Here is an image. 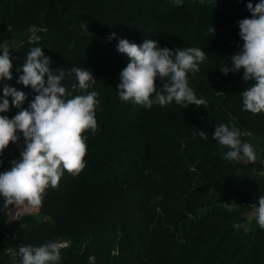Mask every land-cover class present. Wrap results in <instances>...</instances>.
<instances>
[{"label":"trees","instance_id":"1","mask_svg":"<svg viewBox=\"0 0 264 264\" xmlns=\"http://www.w3.org/2000/svg\"><path fill=\"white\" fill-rule=\"evenodd\" d=\"M167 1L69 0L76 7V13L69 20H64L60 18L56 0H0L3 3L0 6V36L29 34L24 32L29 25L44 24L49 29L47 36L37 37L34 45L41 47L45 56L50 57V67L63 68L66 73L73 67L90 70L97 80L88 91L98 93V124H124L125 118L133 115L128 104L136 107L140 105L122 101L118 96L119 83L115 78L120 77L121 61L127 57L117 50L119 39L142 44L145 39L153 40L155 35L163 41L167 30L176 27L187 15V10H191L192 23L198 22L201 32L208 39L216 34L227 45L232 43L231 48L223 51L225 66L231 69L232 56L241 53L243 49L239 21L246 18L245 11L249 2L253 5L259 2L216 0L223 3V6L211 8L210 0H187L190 8H186L187 4L181 5L168 17L155 15L152 6H149H171ZM136 4L150 9V14L141 12L135 7ZM148 20H154L159 25L157 30L151 31L152 35L142 29L148 26ZM212 26L215 33L209 30ZM113 32L115 38L109 39ZM211 58L217 60V54L213 52ZM17 69L18 66L13 63V79L7 82L15 83L20 89H30L17 83ZM213 69L200 70L188 76L189 86L195 90L197 98L207 101L206 107L191 105L177 111V108L167 110L165 106L154 104L156 109L153 111L141 106L143 109L135 118V123H139L137 128L142 127L137 135L143 139V144L138 147L145 152L138 154V160L144 162L145 169L155 172L171 170L187 177L189 173L182 171L180 164L194 165L195 171L207 166L201 170L202 180L206 183L204 186L196 183L198 187H194L192 185L195 182L191 180L190 199L187 198L185 204L189 209L192 204L202 207L210 205L214 200L227 199L237 191L242 196L248 194V189L244 188L248 180L245 175L239 174L245 167L224 159L229 149L212 139L218 124L239 128L242 132L241 140L251 143L254 149L261 150L260 154L264 155V113L254 115L242 110L240 93L252 86L249 83L251 80L243 79L242 69L238 72L230 71L227 75L220 71L217 64ZM62 83L72 91L71 84L78 82L73 74V77ZM160 87L161 82L157 80V88ZM72 94L84 93L76 90ZM105 99H111V102L103 103ZM157 114L172 122H158ZM5 115L8 116V113ZM179 115L186 116L179 118ZM131 121L127 124L135 128ZM201 129L208 139L194 134ZM245 132L252 134L245 136ZM84 135L87 137L86 167L77 176L65 171L59 186L48 188L44 195L40 211L51 216L54 222L41 221L33 229L29 216L21 217L22 222H11L8 212L15 206L4 208L3 198H0V264L19 263L18 250L21 245L35 247L57 239L69 243L61 249L60 264H182V255L175 252L178 247L171 240L172 224L164 223L163 215L155 205L148 173L142 177L143 188L130 184V180L114 185V175L129 166L126 149L123 146L111 147L100 130L95 134L86 131ZM10 153L6 149L0 156V173L10 170ZM225 186L230 187L229 194L224 190ZM191 195L197 196L198 200L195 201ZM262 195L263 182L262 190L252 192L250 197L258 202ZM61 211L68 217L83 216L80 228H68L64 218L59 215ZM196 211L191 209L192 213ZM245 220L243 215L237 219L242 227ZM257 245L264 252V247L260 243ZM7 248H11L12 252H6Z\"/></svg>","mask_w":264,"mask_h":264},{"label":"clouds","instance_id":"2","mask_svg":"<svg viewBox=\"0 0 264 264\" xmlns=\"http://www.w3.org/2000/svg\"><path fill=\"white\" fill-rule=\"evenodd\" d=\"M177 6L182 0H175ZM251 18L239 21V36L243 41L242 52L232 56V68L220 67L227 75L230 71L244 70L245 81L254 80V84L240 93L242 110L254 115L264 113V0L253 6L247 4ZM210 31L215 33L214 27ZM115 32L109 39L115 38ZM118 52L128 58L127 66L120 74L117 85L119 99L131 101L147 109L154 104L161 107L175 101L187 108L207 105L203 98H197L189 86V74L200 71L199 65L206 59L200 48L159 47L157 41L145 39L142 44L119 39ZM11 46L0 43V83L13 79V57ZM51 59L45 56L41 47L35 46L27 52L18 84L30 87L36 95L29 108H22L27 96L25 92L3 83V96L0 97V113H6L11 105L20 109L13 117L0 115V156L10 144L20 140L21 133L24 147L20 159L11 162L10 170L0 173V198L3 207L16 206L37 210L42 207L44 195L48 188H57L65 171L79 175L86 167L87 155L86 131L95 134L98 129L96 106L99 103L96 91H88L97 80L86 68L73 67L70 71L63 68L52 69ZM78 83H72L69 91L62 82L73 77ZM157 80L161 87L157 88ZM80 90L84 94L73 95ZM200 138L208 139L201 129ZM239 128L229 127L224 123L217 125L212 139L229 149L224 155L228 161H245L254 164L257 155L251 143L241 140ZM226 204L228 211H233L235 202ZM254 208V217L261 229H264V195L258 199ZM242 227L240 224L234 225ZM67 244L59 239L48 241L40 246L21 245L18 255L19 264H60L61 249Z\"/></svg>","mask_w":264,"mask_h":264},{"label":"rangeland","instance_id":"3","mask_svg":"<svg viewBox=\"0 0 264 264\" xmlns=\"http://www.w3.org/2000/svg\"><path fill=\"white\" fill-rule=\"evenodd\" d=\"M186 1L187 0H182V5L187 4L186 8H190V4L186 3ZM193 1L196 2L199 0ZM167 2H170L171 6H154L152 4L149 6L150 8L152 6L155 15L168 17L179 6L176 5L175 0H168ZM210 3L211 8L223 6V3L216 0H210L209 4ZM2 4L3 3L0 2V6ZM56 4L61 19L69 20L72 15L76 13V7L73 6L69 0H56ZM135 7L141 12H145V14H150L148 13L150 9H146L140 4H136ZM187 11V15L177 23L176 27L167 30V36L163 41H160V38L155 35L153 40L157 41L158 46L161 48H200L206 55V59L199 65L200 70H214L213 68L216 64L219 65V67L223 64L225 65L223 51L226 48H231L232 43L227 45L226 41L219 39L216 34L209 36L208 39L207 35L201 32L198 22L195 24L192 23L193 11ZM245 13L246 18H251L252 14L248 8H246ZM154 22V20H148L146 23L148 26L142 27L143 31L148 34L152 30H157L159 25ZM48 31L49 29L42 23L39 25H29L24 31L29 34L0 36V43L7 42L12 46L13 51L10 53L13 57L12 62L15 63L18 68H22L27 52L30 51L32 47L36 46L34 45L35 39L37 37L47 36ZM152 34L151 32L150 35ZM214 44L218 46H214ZM213 52L217 54V60L211 58ZM121 62L122 64L120 66L122 72L129 61L128 58L125 57ZM21 74L22 73L19 72L15 79L17 80ZM115 80L120 83V77L115 78ZM3 83H7L9 86L25 92L27 99L22 105V108H29L31 101L36 95L31 88L25 90L18 88L16 84L12 82L4 81ZM3 83H0V97L3 96ZM249 83L254 84V80H251ZM101 93L104 94L103 91H101ZM9 99L11 100V97H9ZM102 102H111V99H105ZM128 107H130L133 115L131 118H125L124 122L126 124H109L102 126L98 124V129L103 133L111 147L123 146L124 149H126L125 155L129 166L125 170H121L119 174L114 175L112 183L117 185L126 180H130V184H137L143 188L142 177L144 174L148 173L151 178L155 196V205L158 212L162 213L164 223L172 224L170 230L171 240L174 246L178 247L175 252L178 255H182V264H264V252L257 248V244L259 243L264 247V229L259 227L253 215L254 208L252 205L255 204L258 206V202L250 197L252 192L262 190V180L259 170L262 166L264 155L260 154L261 150L255 149L257 161L254 164L247 163L243 160L235 161L245 167L239 174L241 176L245 175L248 180L244 185V188L248 189V194L246 193L242 196L237 191L236 193L230 194L227 199L214 200L210 205L206 204L202 207L201 205L196 206L197 204H192L189 209L185 204L186 199H190L188 196L191 180L195 182V184L192 185L194 187H198L197 184L204 186L206 183L202 180L201 170H204L207 166L204 165L201 169L195 171L194 165L186 166L180 164L179 168L189 173L187 177L171 170L155 172L145 169L144 162L138 160V154L145 152L144 149L138 147L143 144V139L137 135L140 130H142V127L137 128L139 123H135V118L139 116V111H141L143 107H141V105L136 107L133 104H128ZM165 107L167 110L177 108V111L183 108L181 105L176 104L175 101ZM150 109L154 111L156 107L153 106ZM19 111L20 109L12 106L10 103V109L7 112L8 117L13 118ZM184 116L186 115H179V118H184ZM131 119V122L135 124V128H130V125L127 124ZM156 120H159L158 122L161 123L172 122L171 119L160 114H157ZM250 134L252 133H244L245 136H249ZM18 135L21 137L20 140L17 143L11 144L14 148V152L10 153L12 155V161H18V156L24 147L23 136L21 133H18ZM224 190L227 191L228 194L229 191H231L228 186H225ZM191 198H194L195 201L198 200V197L195 195H191ZM201 201H203V199ZM233 202L239 206L233 211H228L225 203L231 204ZM191 209H196V213H192ZM8 214L9 221L11 222H22L20 221L21 217L29 216L32 229L41 221L49 220L54 222L53 218L43 214L40 208L31 210L16 207L15 210H10ZM59 215L64 218V224L72 230H78L83 221V216L68 217L64 211L59 212ZM242 215L246 218L242 227L243 229L234 227V225L239 222L237 219ZM181 217L182 219H180ZM226 232L227 235L224 236ZM9 250H11V248H7L6 252H9Z\"/></svg>","mask_w":264,"mask_h":264},{"label":"built area","instance_id":"4","mask_svg":"<svg viewBox=\"0 0 264 264\" xmlns=\"http://www.w3.org/2000/svg\"><path fill=\"white\" fill-rule=\"evenodd\" d=\"M11 48H12V46H11ZM9 99V98H8ZM9 102L11 103V100L9 99ZM0 115H5V113H0ZM10 152H14V148H13V146L10 144L9 145V147L7 148ZM259 174H260V178H261V180H262V182H263V184H264V160L262 161V166H261V168H260V170H259ZM18 218H20V217H18ZM61 242H64V243H66L67 244V246H68V241H61ZM9 252H12L11 250H9Z\"/></svg>","mask_w":264,"mask_h":264},{"label":"water","instance_id":"5","mask_svg":"<svg viewBox=\"0 0 264 264\" xmlns=\"http://www.w3.org/2000/svg\"><path fill=\"white\" fill-rule=\"evenodd\" d=\"M16 206L14 208H12L11 210H15Z\"/></svg>","mask_w":264,"mask_h":264},{"label":"crops","instance_id":"6","mask_svg":"<svg viewBox=\"0 0 264 264\" xmlns=\"http://www.w3.org/2000/svg\"><path fill=\"white\" fill-rule=\"evenodd\" d=\"M10 210H11V209H10ZM10 210H9V211H10ZM8 213H9V212H8Z\"/></svg>","mask_w":264,"mask_h":264}]
</instances>
